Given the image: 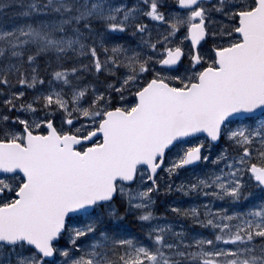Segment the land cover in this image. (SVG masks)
Segmentation results:
<instances>
[{
	"label": "snow or ice",
	"instance_id": "obj_1",
	"mask_svg": "<svg viewBox=\"0 0 264 264\" xmlns=\"http://www.w3.org/2000/svg\"><path fill=\"white\" fill-rule=\"evenodd\" d=\"M0 264H264V0H0Z\"/></svg>",
	"mask_w": 264,
	"mask_h": 264
}]
</instances>
